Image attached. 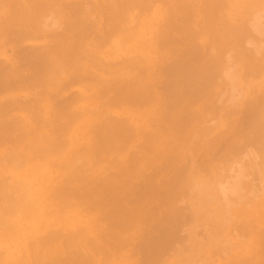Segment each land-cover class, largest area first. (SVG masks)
<instances>
[{
	"label": "bare ground",
	"instance_id": "1",
	"mask_svg": "<svg viewBox=\"0 0 264 264\" xmlns=\"http://www.w3.org/2000/svg\"><path fill=\"white\" fill-rule=\"evenodd\" d=\"M261 196L264 0H0V264H204Z\"/></svg>",
	"mask_w": 264,
	"mask_h": 264
},
{
	"label": "rangeland",
	"instance_id": "2",
	"mask_svg": "<svg viewBox=\"0 0 264 264\" xmlns=\"http://www.w3.org/2000/svg\"><path fill=\"white\" fill-rule=\"evenodd\" d=\"M257 81L258 80H256L255 82ZM261 198V200L255 202H249V199L242 202L239 207L244 208L248 213L246 212L245 215L240 214V216L235 215V217L232 218L231 222L225 229L221 225L215 228L216 234H214L213 238L208 237V239L206 241L204 240L202 244H195L194 248L197 251V259L200 260L202 258V260H204V264H247L248 262L250 263V257H253L257 263L264 262V260H262L264 259V244H260L261 238L259 235L261 229L262 232H264V202H261L262 200H264V196H261ZM177 205V207H182L181 205L184 204L178 203ZM251 219H253L255 222ZM260 222L262 223L261 228ZM245 225L248 226V228L251 227L249 230H245L246 234L244 233V231H241L242 226L246 227ZM238 226H240V229H238ZM236 230H239L240 232H237ZM208 231L209 229L207 230V232ZM248 231L250 232V234L248 233ZM191 239V242H194L199 238L193 237ZM226 247L229 249V251L226 252L227 254L224 252ZM177 249L178 248H175L176 252H170L169 256L167 255V257L165 258V262L162 264H186L185 260L187 258L184 257H187L189 255V252L179 253ZM228 249H226V251ZM222 251L227 256L222 254ZM190 253V255H193L192 251ZM248 259L249 261H246ZM136 264H140V262L138 263V259L136 260Z\"/></svg>",
	"mask_w": 264,
	"mask_h": 264
}]
</instances>
